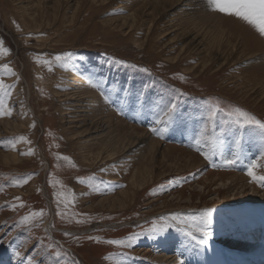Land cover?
Returning a JSON list of instances; mask_svg holds the SVG:
<instances>
[{
  "label": "rangeland",
  "instance_id": "374dc122",
  "mask_svg": "<svg viewBox=\"0 0 264 264\" xmlns=\"http://www.w3.org/2000/svg\"><path fill=\"white\" fill-rule=\"evenodd\" d=\"M184 2L0 0V264H156L165 254L183 264H212V254L220 264L262 262L264 201L254 187L264 196V186L247 170L256 161L264 175V137L220 133L235 128L237 108L264 122V37L208 0ZM62 53L71 57L56 61ZM173 100L179 119L155 123ZM106 116L116 133L146 136L128 156L102 158L106 148L84 137ZM138 167L146 180L132 185ZM232 174L246 185L224 187ZM122 192L130 204L110 207L105 198ZM206 209L201 247L185 233ZM117 239L125 243H109ZM185 247L196 253L186 257Z\"/></svg>",
  "mask_w": 264,
  "mask_h": 264
},
{
  "label": "snow or ice",
  "instance_id": "6c2138e0",
  "mask_svg": "<svg viewBox=\"0 0 264 264\" xmlns=\"http://www.w3.org/2000/svg\"><path fill=\"white\" fill-rule=\"evenodd\" d=\"M209 5H211L212 10L217 11L219 13H223L228 16H234L239 18L240 20L246 22L248 25H251L256 31L259 33L260 36L264 37V0H208ZM4 50L2 46V42H0V51ZM71 57V53H62L57 54L55 56L56 61H66L68 58ZM44 63H49V61H44ZM123 63V62H122ZM5 67H7L5 65ZM146 71V69H145ZM107 99V97H105ZM166 109L165 115L168 117L167 120L163 119V117L159 120H156L155 123L157 124H165L168 125L174 122V119H179L176 116L177 108H178V101L173 100L168 105L164 106ZM222 111L220 108H215L212 112L210 119L214 120L216 113ZM237 116L233 121L235 128L231 130H223L221 131L220 135H225L230 132L231 135H236L238 133H242L245 129H259L260 135L264 137V122L257 119L255 116L251 115L250 113L243 111L240 108L236 109ZM231 115L230 113L228 114ZM153 132L164 131L165 129L159 128H152ZM213 135H216V126H213ZM250 135H254V133H249ZM23 139V138H21ZM242 139V137H241ZM241 139H237L235 143L239 145L241 143ZM196 143L199 145L200 141L197 139ZM220 146H223V141H219ZM25 155L31 154V152L23 153ZM205 156V159H210L207 152L202 153ZM239 157L237 156L236 159ZM68 159V157H65ZM236 159H229L225 161L226 165H232L236 162ZM261 159H264V152L261 153ZM258 167L256 161H252L247 170V174L251 177L253 182H259L262 186H264V175H257L255 169ZM27 183V179L21 180L17 182L16 186L20 184ZM15 199L19 200V197ZM23 207V204L19 205ZM13 208L16 205H12ZM211 209L204 210V214L201 217H190L189 220L195 224V232L194 231H187L185 234L190 237L192 241L195 242L196 245L199 246H207L208 244V237H209V225H210V216H211ZM40 213H33V215H38ZM29 217L25 216L23 220H28ZM175 219V216H173ZM183 222V221H182ZM170 225H165L160 230H166ZM153 230H157L156 225H153ZM67 235V233H66ZM90 239H94L91 238ZM109 243L116 244V245H123L125 242L123 240H111ZM14 255L16 258H21V252L15 251Z\"/></svg>",
  "mask_w": 264,
  "mask_h": 264
},
{
  "label": "bare ground",
  "instance_id": "6f19581e",
  "mask_svg": "<svg viewBox=\"0 0 264 264\" xmlns=\"http://www.w3.org/2000/svg\"><path fill=\"white\" fill-rule=\"evenodd\" d=\"M185 0H181V4H185V2H184ZM187 4V3H186ZM209 14V13H208ZM207 13H206V15L207 16H209V15H211L212 16V14L210 13L209 15H208ZM213 18H214V16H212ZM211 19V18H210ZM209 18H208V20H210ZM215 19V18H214ZM216 20V19H215ZM213 21V20H212ZM204 22H206L205 20L204 21H201L199 24H201V25H199L200 27L201 26H205L206 24H204ZM217 24V23H216ZM215 25V24H214ZM208 26V25H207ZM212 26H213V24H212ZM212 26H211V29H212ZM216 26V25H215ZM206 27V26H205ZM204 27H202V29H203ZM208 28H210V27H208ZM213 28H215V27H213ZM204 30V29H203ZM207 31H209V30H207ZM198 33V32H197ZM205 33H206V31H205ZM200 34V33H199ZM195 36H197V35H195ZM203 36V35H202ZM198 38V37H197ZM197 38H195L194 39V41H195V45H194V47H195V50H198V52H201L202 51V49L201 48H199V46H202L201 44H197L196 43V40H197ZM198 42L200 41V40H197ZM261 59H262V57H261ZM258 60V59H257ZM256 61V60H255ZM262 62V61H261ZM259 63V62H258ZM263 63V62H262ZM260 65V64H259ZM261 66V65H260ZM264 67V66H263ZM264 71V70H263ZM262 73V72H261ZM260 76V75H259ZM259 85V84H258ZM264 85V84H263ZM262 85V86H263ZM258 89V88H257ZM260 90V89H259ZM258 90V91H259ZM73 92H75V91H73ZM70 94H72L73 96L76 94V93H70ZM79 94V93H78ZM258 95H260V94H258ZM72 98H74V97H72ZM77 98V97H76ZM76 100V99H75ZM81 100V99H80ZM72 102V101H71ZM75 102V101H74ZM82 103H83V101H81ZM95 102H99V100L97 101V99H95ZM76 103H80V102H76ZM72 104V103H71ZM103 104V103H102ZM96 105V104H95ZM74 107V106H73ZM76 107H81L80 105H76L74 108H76ZM106 107V106H105ZM104 107V108H105ZM108 107V106H107ZM105 108V110H104V108H102V111H111V109L109 108ZM86 108V107H85ZM90 108V107H89ZM79 110L81 111V112H83L84 113V111L86 110V109H84V108H79ZM78 110V111H79ZM85 113H86V111H85ZM96 113V112H95ZM102 114V113H101ZM102 116H105V114L104 115H102ZM83 117V116H82ZM86 117V116H85ZM106 117H108V118H101L103 121H100V124L97 126V125H95V129H93L94 131H92V133L93 132H95V136H89V135H85V134H87V133H84V137H86L87 139V141H94V139L96 140L95 141V144H97V149H99V151L103 148V149H105L106 148V156H102V158L103 157H109L110 159L111 158H113L115 155H120V154H124V155H126V156H128L130 153H131V150L133 151L135 148H137V146H138V144L140 145L141 144V142H143V139L146 137L145 135H144V133H142V132H137L136 131V129H132V130H130L131 132H129L128 133V131H127V128H126V126H125V128L126 129H124L123 127H122V129H121V131H120V134H118V133H116L115 132V130L114 129H112L111 130V125H112V120H111V118H110V116H106ZM87 120V119H86ZM106 121V122H105ZM79 123V122H78ZM121 123H124V122H122L121 121ZM126 124V123H125ZM113 127V126H112ZM131 127V126H130ZM133 134V136L135 137V138H133L132 140H131V134ZM82 134V133H81ZM100 134H102L101 136H106V138H103V139H101V138H99V137H97L98 135H100ZM81 136H83V135H81ZM100 136V137H101ZM151 140V139H150ZM156 141H152V143H155ZM226 143V142H225ZM149 144H151V143H149ZM224 144V143H223ZM152 145H154V144H152ZM149 146V148H147V150H149L150 152H152V147L153 146ZM161 146L158 142H156V146ZM157 148V147H156ZM225 149H227V147L225 148ZM224 149V150H225ZM157 151V150H156ZM183 152H185V155L187 156V158H188V160H190V158H191V156L192 155H194L193 153H190V152H186L185 150H182ZM144 152H146V151H144ZM118 153V154H117ZM158 153V152H157ZM162 153V152H161ZM144 154V153H143ZM147 156V155H146ZM146 156H140L142 159H143V157L145 158ZM195 156V155H194ZM196 157V156H195ZM100 158V157H99ZM141 158H140V160H141ZM197 158V157H196ZM105 159V158H104ZM202 163H201V161L199 162L198 161V166H196V167H199L200 165H201ZM244 164H246V163H244ZM202 166V165H201ZM238 166H240V165H238ZM238 166H236V167H238ZM247 166V165H246ZM244 174H242V175H234V174H232V175H230L228 178L229 179H226L227 180V182L226 183H222L223 184V186L224 187H228V188H230V189H234L235 187H237V184H238V182H239V180H241V181H246V178L243 176ZM207 177V176H206ZM214 178V177H213ZM138 179V181H136ZM207 179H209V178H207ZM212 179V178H211ZM144 180H146V177H145V174H143V172L140 170V167H138L137 168V174L135 175V176H133L132 177V179H131V183H132V185H137V184H142V182L144 181ZM248 181V180H247ZM221 182V181H220ZM246 185V182H244L241 186H239V187H237V188H241V187H243V186H245ZM254 187V186H253ZM241 190H243L244 192H246V190H247V187H244V188H242ZM254 190L256 191L254 194H256L254 197L256 198V200H258V201H264V196H262V195H260L259 193H258V191L256 190V188L254 187ZM258 193V194H257ZM119 196H121V199L119 200V201H117V202H115L114 200L117 198V196H114V195H112V196H109V197H106L105 199H107L108 200V202L110 203L109 204V206L110 207H113V206H115L116 204L118 205V207H121L122 205H124V206H126L127 204H130L129 203V201L128 200H130V195L127 193V192H122V194H120ZM131 197H133V194L131 195ZM99 202V201H98ZM49 224H51L50 222H49V219H47V223H45V227L47 228V230H49V231H52L51 230V226L49 225ZM253 225V224H252ZM48 226V227H47ZM246 226V225H245ZM174 232V231H173ZM167 233L169 234V232L167 231ZM175 234V233H174ZM179 234V233H178ZM250 234V235H249ZM249 238H253V235H251V232H249ZM174 238H175V235H174ZM150 239V238H149ZM156 241H157V239H156ZM61 242V241H60ZM158 242V241H157ZM61 244L67 249V250H69V251H72L71 250V248H70V246H66L65 244H63L62 242H61ZM188 247V246H187ZM202 247V246H201ZM259 248H261V247H259ZM259 248L258 249H256V251H255V255L256 256H258V257H260V259H263L262 260V262H259V260H257L259 263H255V264H264V252H260V250H259ZM165 250V249H164ZM183 250V253L185 254V256L186 257H192V255L193 254H195L196 252H195V250L191 253V251L190 250H188L186 247L185 248H183L182 249ZM201 250L202 249H200V252H201ZM168 251V250H167ZM73 252V251H72ZM73 254V253H72ZM74 255V254H73ZM158 256V255H157ZM161 257H157L156 259H157V263L156 264H183L182 262L181 263H179V262H177L176 260H174L173 258L172 259H170L171 258V255H167V254H165V255H160ZM75 257H76V255H75ZM77 258V257H76ZM77 261H78V264H80V261H79V259L77 258ZM174 261V262H173ZM156 262V261H155ZM185 262V261H184ZM211 262H212V264H220L219 262V260H216V257H215V255L214 254H212V258H211Z\"/></svg>",
  "mask_w": 264,
  "mask_h": 264
}]
</instances>
